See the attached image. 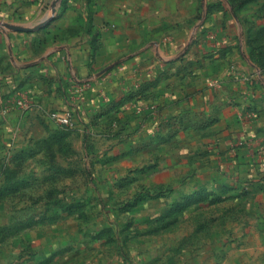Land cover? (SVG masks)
<instances>
[{"label":"crops","instance_id":"crops-1","mask_svg":"<svg viewBox=\"0 0 264 264\" xmlns=\"http://www.w3.org/2000/svg\"><path fill=\"white\" fill-rule=\"evenodd\" d=\"M253 3L264 0H0L3 181L25 178L20 168L33 159L37 174L54 160L70 173L98 139L132 149L146 166L192 162L198 190L217 169L236 167L233 148L243 146L235 140L264 147V25L248 41L237 29ZM18 95L24 107L13 103ZM68 108L72 125L46 126L52 111ZM258 196L264 205V191ZM205 228L195 237L212 242L210 251L236 250L226 264H264V217ZM41 237L26 264H118L105 246L83 247L88 238L74 243L69 234L54 247ZM100 244L116 250L114 240Z\"/></svg>","mask_w":264,"mask_h":264},{"label":"rangeland","instance_id":"rangeland-1","mask_svg":"<svg viewBox=\"0 0 264 264\" xmlns=\"http://www.w3.org/2000/svg\"><path fill=\"white\" fill-rule=\"evenodd\" d=\"M242 13L248 18H239L237 29L248 41L264 25V3L250 4ZM49 120L48 127L66 126ZM251 141L235 140L243 147L233 148L231 158H240V163L217 169L201 190L189 179L195 171L192 162L189 168L184 163L146 166L132 149L106 148L99 139L84 160L72 164L70 173L61 160L41 174L30 160L20 168L25 178L13 177L12 182L3 181L0 170V264H26L24 259L36 256L44 234L55 241L54 247L59 242L63 247L69 234L74 243L88 238L83 247L105 246V259L115 255L118 264H226L222 257L236 250L220 247L212 252V242L195 236L206 225H257L264 217L262 197L256 198L264 191V147ZM64 225H72L73 231L66 232ZM102 239L114 240L116 250L101 245ZM73 248L81 250L80 243ZM211 253L220 260H208ZM195 257L203 259L190 263Z\"/></svg>","mask_w":264,"mask_h":264},{"label":"built area","instance_id":"built-area-1","mask_svg":"<svg viewBox=\"0 0 264 264\" xmlns=\"http://www.w3.org/2000/svg\"><path fill=\"white\" fill-rule=\"evenodd\" d=\"M90 81L89 80H81L76 81L74 83V91L78 92L83 88L89 87ZM13 103L18 104L19 106L24 107L26 105V99H24L21 95L13 100ZM50 117L57 123L61 125L70 126L73 124V112L70 108L65 109L63 111H52L50 113Z\"/></svg>","mask_w":264,"mask_h":264}]
</instances>
